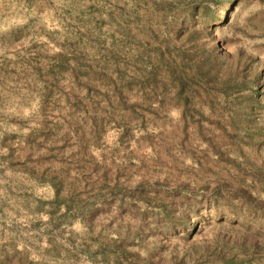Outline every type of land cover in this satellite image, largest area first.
Returning a JSON list of instances; mask_svg holds the SVG:
<instances>
[{"label": "rangeland", "instance_id": "obj_1", "mask_svg": "<svg viewBox=\"0 0 264 264\" xmlns=\"http://www.w3.org/2000/svg\"><path fill=\"white\" fill-rule=\"evenodd\" d=\"M0 264H264V0H0Z\"/></svg>", "mask_w": 264, "mask_h": 264}]
</instances>
